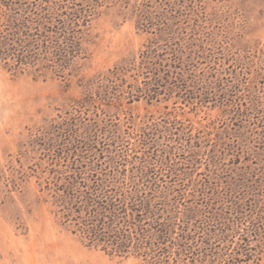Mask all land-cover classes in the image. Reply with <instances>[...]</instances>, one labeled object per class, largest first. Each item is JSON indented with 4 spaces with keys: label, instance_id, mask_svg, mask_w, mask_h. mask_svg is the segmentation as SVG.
<instances>
[{
    "label": "rangeland",
    "instance_id": "rangeland-1",
    "mask_svg": "<svg viewBox=\"0 0 264 264\" xmlns=\"http://www.w3.org/2000/svg\"><path fill=\"white\" fill-rule=\"evenodd\" d=\"M13 13L51 25L77 13L82 54L66 79L0 63V264H145L62 224L53 181L90 163L143 170L179 210L221 207L264 235V0H0V19ZM154 69L175 92H137ZM110 71H123L110 105L95 86L78 132L50 129ZM258 257L249 264H264V243Z\"/></svg>",
    "mask_w": 264,
    "mask_h": 264
},
{
    "label": "trees",
    "instance_id": "trees-1",
    "mask_svg": "<svg viewBox=\"0 0 264 264\" xmlns=\"http://www.w3.org/2000/svg\"><path fill=\"white\" fill-rule=\"evenodd\" d=\"M69 15L73 19L54 25L46 17L17 13L0 19V63L14 76L27 73L45 80L49 74L61 79L74 75L75 61L82 54V32L79 15ZM148 53H142L145 60ZM164 72H142L150 81L137 92L148 99L175 92L174 83L160 84ZM120 73L123 71H110L89 80L86 95L76 102L74 111L59 116L60 121L50 129L72 137L80 128L76 122L89 120L83 110L95 103L93 88H102L104 98L98 100L110 105L116 98L110 77ZM109 125L117 130V125ZM82 128L89 133V141L102 130L97 121ZM149 178L143 170L120 169V164L101 168L90 163L53 181L52 204L73 234L110 256L134 257L145 264H249L260 260L264 235L258 224L221 207H211V212L181 211Z\"/></svg>",
    "mask_w": 264,
    "mask_h": 264
}]
</instances>
